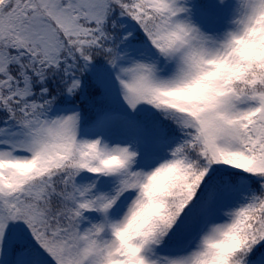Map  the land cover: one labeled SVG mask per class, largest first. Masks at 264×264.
Wrapping results in <instances>:
<instances>
[{
	"label": "snow or ice",
	"instance_id": "1",
	"mask_svg": "<svg viewBox=\"0 0 264 264\" xmlns=\"http://www.w3.org/2000/svg\"><path fill=\"white\" fill-rule=\"evenodd\" d=\"M0 264H264V0H0Z\"/></svg>",
	"mask_w": 264,
	"mask_h": 264
}]
</instances>
